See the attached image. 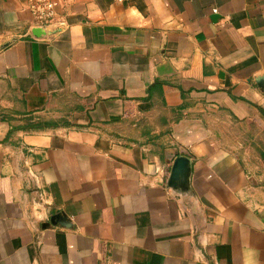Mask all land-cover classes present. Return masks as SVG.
<instances>
[{
  "label": "crops",
  "instance_id": "1",
  "mask_svg": "<svg viewBox=\"0 0 264 264\" xmlns=\"http://www.w3.org/2000/svg\"><path fill=\"white\" fill-rule=\"evenodd\" d=\"M28 2L2 106L71 126L0 119V264H264V0H52L46 30Z\"/></svg>",
  "mask_w": 264,
  "mask_h": 264
},
{
  "label": "trees",
  "instance_id": "2",
  "mask_svg": "<svg viewBox=\"0 0 264 264\" xmlns=\"http://www.w3.org/2000/svg\"><path fill=\"white\" fill-rule=\"evenodd\" d=\"M0 119L10 126L9 133L11 134L17 131L30 133L50 128H57L59 126H71L68 121L46 120L31 113L23 112L21 107L10 111H4L3 114L0 113Z\"/></svg>",
  "mask_w": 264,
  "mask_h": 264
},
{
  "label": "water",
  "instance_id": "3",
  "mask_svg": "<svg viewBox=\"0 0 264 264\" xmlns=\"http://www.w3.org/2000/svg\"><path fill=\"white\" fill-rule=\"evenodd\" d=\"M191 173V162L185 156H178L172 163L169 176L167 179V188L170 189L178 197L189 195V178ZM58 216L50 219L51 224H56Z\"/></svg>",
  "mask_w": 264,
  "mask_h": 264
},
{
  "label": "built area",
  "instance_id": "4",
  "mask_svg": "<svg viewBox=\"0 0 264 264\" xmlns=\"http://www.w3.org/2000/svg\"><path fill=\"white\" fill-rule=\"evenodd\" d=\"M27 10L32 16L34 25L40 29L60 28L64 25L55 12L52 0H29Z\"/></svg>",
  "mask_w": 264,
  "mask_h": 264
},
{
  "label": "rangeland",
  "instance_id": "5",
  "mask_svg": "<svg viewBox=\"0 0 264 264\" xmlns=\"http://www.w3.org/2000/svg\"><path fill=\"white\" fill-rule=\"evenodd\" d=\"M2 100L0 99V113L3 114L4 111H6V109H4V107L2 106Z\"/></svg>",
  "mask_w": 264,
  "mask_h": 264
}]
</instances>
